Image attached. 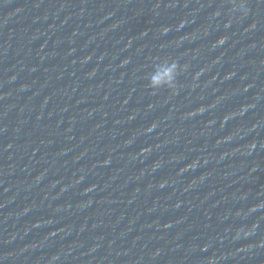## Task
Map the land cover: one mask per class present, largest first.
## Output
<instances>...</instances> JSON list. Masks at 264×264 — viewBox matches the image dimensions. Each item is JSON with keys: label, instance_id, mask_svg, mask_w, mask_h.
Instances as JSON below:
<instances>
[{"label": "water", "instance_id": "1", "mask_svg": "<svg viewBox=\"0 0 264 264\" xmlns=\"http://www.w3.org/2000/svg\"><path fill=\"white\" fill-rule=\"evenodd\" d=\"M191 72L210 264H264V0H191Z\"/></svg>", "mask_w": 264, "mask_h": 264}, {"label": "clouds", "instance_id": "2", "mask_svg": "<svg viewBox=\"0 0 264 264\" xmlns=\"http://www.w3.org/2000/svg\"><path fill=\"white\" fill-rule=\"evenodd\" d=\"M240 7H242V5ZM245 14H247L246 11H245ZM179 71H180V68L175 63L171 65H166L161 72H158L152 78V82H151L152 87L159 88L162 86H168L169 88L173 89V91H176L177 90L176 89V77ZM251 234H252V230L245 231V229H241L237 233V238L239 239L241 235H243L246 238L250 236Z\"/></svg>", "mask_w": 264, "mask_h": 264}]
</instances>
